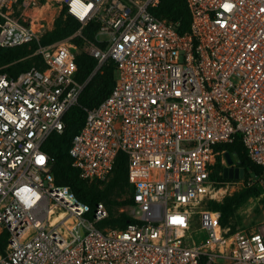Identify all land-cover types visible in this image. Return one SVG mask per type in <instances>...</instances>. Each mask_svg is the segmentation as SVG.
I'll return each mask as SVG.
<instances>
[{
	"label": "built area",
	"instance_id": "2783aa9c",
	"mask_svg": "<svg viewBox=\"0 0 264 264\" xmlns=\"http://www.w3.org/2000/svg\"><path fill=\"white\" fill-rule=\"evenodd\" d=\"M159 1L0 0L1 47L38 40L52 8V24L62 12L80 22L69 38H85L96 59L80 81L59 40L32 52L43 67L0 73V264H264V220L232 228L212 203L223 188L218 157L240 166L219 144L239 137L264 177V0H187V31L153 12ZM89 25L93 40L82 33ZM108 60L115 83L85 108L68 152L90 182L125 154L134 220L124 227H99L105 203L57 184L45 148ZM51 208L76 224L52 223Z\"/></svg>",
	"mask_w": 264,
	"mask_h": 264
},
{
	"label": "trees",
	"instance_id": "16d2710c",
	"mask_svg": "<svg viewBox=\"0 0 264 264\" xmlns=\"http://www.w3.org/2000/svg\"><path fill=\"white\" fill-rule=\"evenodd\" d=\"M153 12L160 17H165L170 21L177 23L180 31H187L190 28L191 13L187 0H160L152 9ZM80 22L70 15L59 14L52 28L46 30L38 40L32 41L30 44H22L14 47L0 46V73L8 72L16 75L22 70H26L32 66L43 67L41 57L37 54L31 57V61H23V58L31 54L39 43L48 44L55 41L63 40L68 48L75 55L76 77L80 81H84L93 70L96 59L82 49L83 37L74 36L69 38L79 27ZM95 27L89 25L84 30V35L88 39H94ZM32 60H34L32 62ZM116 67L113 60H108L101 72H98L90 81H88L82 90L78 103L73 105L65 114V128L63 132L52 133L46 144L51 159L52 172L56 183L59 185H68L73 192L83 201L95 206L100 200L108 198L109 194L114 191L117 186H128L129 196L118 201L119 204L127 206L132 204V189L128 180L127 163L125 154H119L116 165L114 167V175L112 179L103 187H98L99 181H88L80 176L77 168L71 164V156L68 148L75 133L82 127L85 121L86 107H92L99 103L112 89L115 83ZM99 79L100 82L94 86L93 82ZM219 148H226L229 152L236 154L239 158V165L245 168L244 179L250 173L261 176L263 173L262 165L254 162L239 137L233 142L221 143ZM224 165L218 162L214 166L213 176L223 181L226 178L223 175ZM112 172V173H113ZM250 194V190L244 187L242 190L227 195L223 203L215 204L216 208L222 210V223L225 224L228 215L232 214L236 205L245 200ZM220 206V207H219ZM129 220L134 218L122 212L119 216L105 217L99 221L98 226L104 227L111 225L112 227H124ZM6 232L0 235V251L4 253L6 242Z\"/></svg>",
	"mask_w": 264,
	"mask_h": 264
},
{
	"label": "rangeland",
	"instance_id": "374dc122",
	"mask_svg": "<svg viewBox=\"0 0 264 264\" xmlns=\"http://www.w3.org/2000/svg\"><path fill=\"white\" fill-rule=\"evenodd\" d=\"M52 12H53L52 8H48V9L46 8L38 20L44 23L45 25H47L48 29L52 28L54 25V23L52 24L50 22ZM84 30L85 28L83 29V32ZM85 45H86V40L85 38H83V44H82L83 50H85L84 49ZM30 56H34V54L31 53L25 56L23 58V61L30 60L31 59ZM33 61L34 60H32V62ZM2 67L3 66H1L0 68ZM99 82L100 80L96 79L93 82V84H95L94 86H97ZM113 175L114 172L111 173L105 180L99 181L98 187L103 188L112 179ZM217 185H222L223 188L221 191H219V193L216 194V198L212 200L214 207H216L215 206L216 203L221 206L227 195L238 192L242 190L244 187H247L250 190L249 196L245 200L239 202L236 205L234 212L228 215V217L226 218L225 225H230L232 228L249 227L258 224L259 222L264 220V177L250 173L246 179L226 178V180L219 182V184ZM127 196H129L128 186L119 185L114 189V191H112L109 194L108 198L104 199L103 202L105 203L108 209L107 217H109L110 215L117 217L122 212H125L130 215L131 213L130 205L123 206L118 203V201L124 199ZM104 227H112V226L106 225ZM202 235L205 236V233H202Z\"/></svg>",
	"mask_w": 264,
	"mask_h": 264
},
{
	"label": "water",
	"instance_id": "95a60500",
	"mask_svg": "<svg viewBox=\"0 0 264 264\" xmlns=\"http://www.w3.org/2000/svg\"><path fill=\"white\" fill-rule=\"evenodd\" d=\"M227 161L229 163H232L233 157L231 156V153L227 151L225 153ZM223 175L225 178H243L245 176V168L243 166H237V167H224L223 169Z\"/></svg>",
	"mask_w": 264,
	"mask_h": 264
},
{
	"label": "bare ground",
	"instance_id": "6f19581e",
	"mask_svg": "<svg viewBox=\"0 0 264 264\" xmlns=\"http://www.w3.org/2000/svg\"><path fill=\"white\" fill-rule=\"evenodd\" d=\"M50 220L52 223H55L61 219H64L63 224H67L68 226H74L77 222V219H75L73 216L68 215L65 210H59L56 211L54 208H51L50 214H49Z\"/></svg>",
	"mask_w": 264,
	"mask_h": 264
}]
</instances>
